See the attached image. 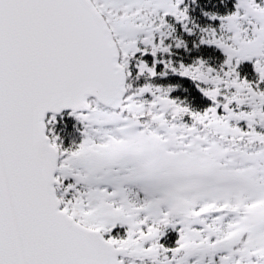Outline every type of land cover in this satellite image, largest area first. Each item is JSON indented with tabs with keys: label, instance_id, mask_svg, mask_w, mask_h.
Here are the masks:
<instances>
[{
	"label": "snow or ice",
	"instance_id": "6c2138e0",
	"mask_svg": "<svg viewBox=\"0 0 264 264\" xmlns=\"http://www.w3.org/2000/svg\"><path fill=\"white\" fill-rule=\"evenodd\" d=\"M0 264H264V0H0Z\"/></svg>",
	"mask_w": 264,
	"mask_h": 264
},
{
	"label": "trees",
	"instance_id": "16d2710c",
	"mask_svg": "<svg viewBox=\"0 0 264 264\" xmlns=\"http://www.w3.org/2000/svg\"><path fill=\"white\" fill-rule=\"evenodd\" d=\"M204 2H205V5L206 6H208V7H212L213 5H214V3H215V0H204ZM217 2H218V0H217ZM197 15H199V12H198V10H197V13H196ZM182 94V93H181Z\"/></svg>",
	"mask_w": 264,
	"mask_h": 264
}]
</instances>
